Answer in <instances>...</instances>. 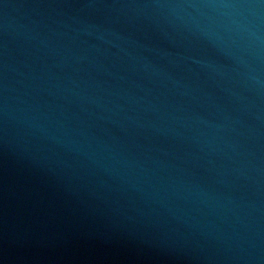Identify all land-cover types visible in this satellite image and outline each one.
<instances>
[{
    "label": "water",
    "instance_id": "obj_1",
    "mask_svg": "<svg viewBox=\"0 0 264 264\" xmlns=\"http://www.w3.org/2000/svg\"><path fill=\"white\" fill-rule=\"evenodd\" d=\"M0 264H264V0H0Z\"/></svg>",
    "mask_w": 264,
    "mask_h": 264
}]
</instances>
